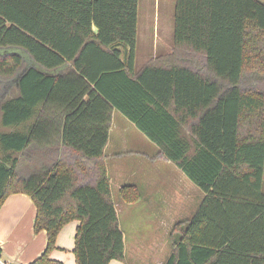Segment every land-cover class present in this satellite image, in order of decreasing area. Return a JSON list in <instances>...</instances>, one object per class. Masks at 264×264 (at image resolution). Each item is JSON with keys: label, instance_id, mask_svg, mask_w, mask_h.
Masks as SVG:
<instances>
[{"label": "trees", "instance_id": "trees-1", "mask_svg": "<svg viewBox=\"0 0 264 264\" xmlns=\"http://www.w3.org/2000/svg\"><path fill=\"white\" fill-rule=\"evenodd\" d=\"M138 1L0 0V89L17 87L0 103V206L35 205L46 245L28 264H63L50 254L72 220L75 264L124 261L105 159L117 111L203 193L163 264H264V89L249 81L264 79V3L175 0L172 52L136 69ZM29 150L55 157L25 176L13 154Z\"/></svg>", "mask_w": 264, "mask_h": 264}, {"label": "rangeland", "instance_id": "rangeland-1", "mask_svg": "<svg viewBox=\"0 0 264 264\" xmlns=\"http://www.w3.org/2000/svg\"><path fill=\"white\" fill-rule=\"evenodd\" d=\"M144 1H149L150 28L154 37H152L151 31L143 29L142 21L139 26L137 24L136 69H139L137 68L139 65L141 68L155 56L171 53L173 47V41L168 33L172 30L174 0H139L138 18L141 13L143 20L146 16L142 15ZM153 39L159 41L157 48L146 49L147 45L153 43ZM10 49L12 53H18L27 58L23 50ZM249 81L264 89L263 78L252 77ZM16 94V85L8 84L4 89H0V103ZM17 129H21V127ZM10 130L13 129L3 127L0 122V133ZM117 138L122 139L124 146L129 147V150L140 149L153 153L156 149L150 148L130 121L114 111L105 159L110 190L123 233L126 262L129 264H163L173 252L174 241L179 235L175 230L177 222H185L193 214L203 193L185 179L176 167L165 161L161 155L153 158V154H151L152 158L146 160L126 150L127 153L123 151L121 157L114 158L112 148H114L113 145ZM31 152L29 150L21 155L13 154L20 156L18 172L25 176L39 170L38 162H43L45 166L50 162V155L55 157L54 152L39 151L33 154ZM126 184L135 185L139 189L140 198L135 203L123 202L118 196L119 186ZM74 241V236H72V242ZM72 251L73 247L72 249L64 247L60 252H63L62 255H66ZM1 253L6 260L9 258L17 263L20 262L4 250Z\"/></svg>", "mask_w": 264, "mask_h": 264}, {"label": "crops", "instance_id": "crops-1", "mask_svg": "<svg viewBox=\"0 0 264 264\" xmlns=\"http://www.w3.org/2000/svg\"><path fill=\"white\" fill-rule=\"evenodd\" d=\"M259 1L264 3V0H259ZM141 4L143 5V2H141ZM174 7H175V0L173 5L172 30L168 33L172 41H173V32H174ZM148 9H149V1L148 2L144 1L142 15L145 14L146 16L143 20V18L141 17V13H139L140 18H138V26L140 21H142V23L144 24L143 29L152 32V29L150 28L151 25H150V16ZM152 37H154L153 32H152ZM157 44H159V41L157 42L154 41L153 39V43L152 44L150 43L149 45H147V47L145 45V47L146 49H155L157 48ZM139 66H137V68H140ZM135 67H136V59H135ZM257 87L260 88V86ZM140 134L144 138L145 142L149 144L150 148L152 149L155 148L156 151H153L152 153L140 149L129 150V147L124 146L123 140L117 138V141L113 145L114 148H112L113 157L114 158L121 157L123 151L124 153H127L125 152L126 150H128V152L130 151L132 154L138 157L141 156L142 159H146V160L151 159L152 157L156 158L157 155H161L157 147L152 142H150L142 133ZM107 143L109 144V141ZM108 144L106 145L105 152L109 146ZM151 154H153L152 157ZM164 160L167 161L165 158ZM180 173L181 175L183 174L182 172ZM130 174L133 175L134 173H130ZM182 176L188 180V178H186L184 174ZM189 182L192 183L190 180ZM35 215H36L35 205L33 204L31 198L24 193L10 194L9 196L6 197V199L0 206V253L3 252L4 250L5 252L10 253V255H12L13 257H16L20 262L17 263L16 261H13L14 264L30 263L35 258H37L45 248L46 245L45 231L42 230L37 233L36 232L34 233L33 225H34ZM78 224L79 222L77 220H72L61 228L56 239V244L58 248L54 249L50 254L52 258L62 261L63 264H75L73 252L66 253V255H62L63 252L60 251L64 247L68 249H72V247H74V242H72V236L75 235V231ZM10 247L12 248L10 249ZM7 260L12 261L9 260V258ZM109 264H129V263L126 262V255H125L124 261L112 260L109 262Z\"/></svg>", "mask_w": 264, "mask_h": 264}, {"label": "built area", "instance_id": "built-area-1", "mask_svg": "<svg viewBox=\"0 0 264 264\" xmlns=\"http://www.w3.org/2000/svg\"><path fill=\"white\" fill-rule=\"evenodd\" d=\"M0 264H14V262L4 259L3 256L0 253Z\"/></svg>", "mask_w": 264, "mask_h": 264}]
</instances>
